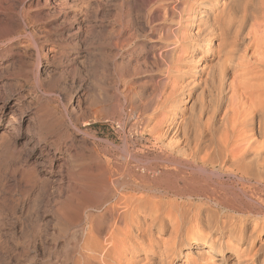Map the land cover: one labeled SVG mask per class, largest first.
Listing matches in <instances>:
<instances>
[{
  "label": "rangeland",
  "instance_id": "374dc122",
  "mask_svg": "<svg viewBox=\"0 0 264 264\" xmlns=\"http://www.w3.org/2000/svg\"><path fill=\"white\" fill-rule=\"evenodd\" d=\"M176 1L152 6L148 25L143 0H0V264H79L83 228L98 212L91 203L73 201L69 184L81 174L106 170L101 196L108 202L121 193L168 192L164 173L152 181L149 169L169 162L158 160L159 144L147 130L159 119L155 91L163 56L176 45ZM218 41L214 37L209 46ZM212 54L210 65L218 55ZM233 75L228 72L225 82ZM184 94L188 107L177 118L189 122L190 137L213 109L221 115L228 95L221 92L218 69L214 79ZM188 170L204 187L217 185L214 174ZM216 187L230 209L219 206L250 222L247 212L256 214L257 203L236 197L228 183ZM65 203L72 208L63 217L58 210ZM200 260L190 253L177 264Z\"/></svg>",
  "mask_w": 264,
  "mask_h": 264
},
{
  "label": "bare ground",
  "instance_id": "6f19581e",
  "mask_svg": "<svg viewBox=\"0 0 264 264\" xmlns=\"http://www.w3.org/2000/svg\"><path fill=\"white\" fill-rule=\"evenodd\" d=\"M143 1L149 25L151 8L161 0ZM229 5L231 9H225ZM173 8L179 10H175L176 45L163 56L165 70L155 91L159 119L150 122L147 130L153 145L159 144L158 160L169 162V166L157 165L159 171L156 166L149 169L152 181L160 182L164 173L167 178L162 183L169 190L159 195L121 193L108 202L107 196H101L109 181L105 169L81 174L79 181L70 183L73 201L91 203L98 210L82 229L79 264H177L178 258L190 253L203 264H264V0H217L216 4L214 0H178ZM214 37L219 41L213 48L209 45ZM241 44H245L242 53ZM212 53L218 55L210 65ZM217 69L221 92L228 94L225 107L219 117L213 109L200 129L191 124L196 134L190 137L185 133L187 120L177 118L188 107L184 92L214 79ZM230 71L233 79L226 83ZM127 155L133 156L129 151ZM188 168L214 174L217 185L204 187ZM146 169L141 171L145 174ZM225 183L233 187L236 197L257 203L256 214L247 212L250 222H242V213L233 215L219 206L223 192L216 186ZM67 204L59 207L61 216L72 208ZM256 240L259 245L253 249Z\"/></svg>",
  "mask_w": 264,
  "mask_h": 264
}]
</instances>
